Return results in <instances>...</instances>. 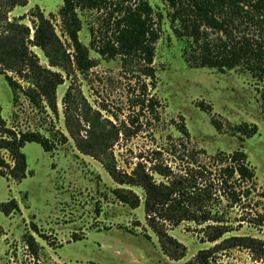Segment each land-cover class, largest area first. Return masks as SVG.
<instances>
[{
    "label": "rangeland",
    "instance_id": "obj_1",
    "mask_svg": "<svg viewBox=\"0 0 264 264\" xmlns=\"http://www.w3.org/2000/svg\"><path fill=\"white\" fill-rule=\"evenodd\" d=\"M148 1L159 31L154 80L142 73L141 64L126 65L121 56L102 55L99 43L92 44L93 30L97 41L99 36L111 34L114 5L79 9L83 22L80 38L96 60L95 67L82 73L62 27L59 10L63 0H27L15 7L9 6V0H0V135L6 128L36 130L55 142L51 151L37 142L25 144L24 178L0 175V264H186L194 262L200 249L213 245L203 241L204 224L167 223L168 233L187 246L183 258L169 257L148 224L145 190L120 184L107 167L124 174L143 162L159 182L166 177L153 170L155 162L181 174L200 164L192 163L193 154L201 164H209L211 155L241 149L255 169L259 190L264 189V81L243 66L220 70L188 63L184 50L189 41L176 33L170 3ZM38 12L52 22L70 55L67 69L53 66L45 50L35 45ZM11 24L29 29L25 44L43 71L62 74L63 82L56 90L57 109L38 92H34L38 104H32L26 90L35 88L34 81L28 77V67L20 73L22 68L15 64L13 52L5 53L11 65L4 63L2 53L15 45L4 37L14 34ZM248 31L237 29L235 35ZM209 33L213 40L223 36L213 30ZM10 79L17 82V88ZM69 90L71 96L66 101ZM144 94L158 100L156 112L135 105ZM91 121L97 131L104 130L107 135L105 152L99 158L94 156L100 143L91 139ZM182 124L188 133L182 131ZM254 125L256 131H252ZM62 134L68 137L66 142ZM81 145L91 153H85ZM5 155L12 163L9 153ZM118 187L133 190L141 198L140 205L133 208L119 201L114 195ZM13 198L19 209L7 214L2 204ZM220 206L223 210L225 202ZM225 210H231L234 218H249L250 211L255 212L247 204ZM34 224L41 234L34 230ZM238 228L229 234L264 239V225L245 221ZM29 233L38 241L37 254L25 242ZM215 264L257 263L247 250L233 249L220 254Z\"/></svg>",
    "mask_w": 264,
    "mask_h": 264
},
{
    "label": "trees",
    "instance_id": "obj_2",
    "mask_svg": "<svg viewBox=\"0 0 264 264\" xmlns=\"http://www.w3.org/2000/svg\"><path fill=\"white\" fill-rule=\"evenodd\" d=\"M9 1L10 7L27 3V0ZM165 1L173 8L171 19L176 33L180 38L189 41L184 50L188 63L216 67L220 70L243 66L259 80L264 81V0ZM110 5L115 6V11L110 17L115 15L111 22L113 30L111 34L107 32L103 38L99 36V41L93 30L92 44L99 43L97 47L102 55L121 56L126 65L141 64L142 73L154 80L155 44L159 31L153 7L148 0H63L59 14L62 27L74 47L77 68L85 73L96 66L95 58L90 56V47L80 38L83 22L79 9L99 10ZM37 17L39 21L36 25L35 45L45 50L53 66L67 69L65 63L70 59V55L54 25L41 12H38ZM237 29L249 31L236 36ZM210 30L223 36L219 41L213 40ZM12 32L14 34L4 36L15 43L11 50L2 53L4 63L11 65L5 53L13 52L17 59L15 64L22 68L19 69L20 73H24L25 67H28V77L34 81L35 88L26 90L32 104H38L34 94L38 92L47 97L52 108L57 109L56 90L63 82L62 74L48 69L43 71L39 61L29 54L25 38L30 31L26 26L17 25ZM10 82L14 87H18L15 80L10 79ZM70 94L71 91H67L64 98L66 101L69 100ZM134 103L136 106L140 105L143 110L156 112L158 100L147 98L144 94L139 95ZM1 121L3 122L2 118ZM91 123L94 127L91 139L96 138V142L100 143V150L94 152V156L99 158L100 153L105 152L107 144L104 142L107 135L104 130L95 129L97 126L94 121ZM181 129L188 133L185 124H182ZM256 130L257 126L254 125L252 131ZM62 135V140L66 142L68 137ZM27 142L40 143L46 151H51L55 145L53 140L39 131L16 132L12 128H6L5 133L0 135V175H9L16 179L26 176L27 158L22 149ZM80 147L85 153H91L82 145ZM5 152L11 156L12 163L6 158ZM192 158V163L200 164L181 174H176L170 167L155 162L153 170L166 177V180L159 182L147 171L143 162H139L131 173L122 174L112 167L107 169L120 184L141 186L145 190L144 206L148 224L157 234L164 253L172 259L183 258L187 254V246L168 233L167 223L179 225L183 221H192L201 226L204 224L201 228L203 241L213 245L200 249L194 262L188 261L186 264H215L220 254L233 249L247 250L253 261L264 264L263 238L250 234H229L242 227L245 221L253 225H264V189L258 188L256 172L249 164L247 153L241 149L230 153L220 151L209 157V164H201L197 154H193ZM114 195L119 201L133 208L138 207L141 202L139 195L130 189L115 188ZM224 202L222 210L220 205ZM245 204L255 210L254 214L250 211L249 218H234L230 214L231 210H225ZM2 209L10 214L17 211L19 206L13 198L2 204ZM34 230L41 234L36 224ZM25 242L27 247L37 254L38 241L33 233L25 235Z\"/></svg>",
    "mask_w": 264,
    "mask_h": 264
}]
</instances>
